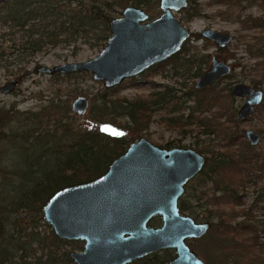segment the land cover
I'll return each instance as SVG.
<instances>
[{"label":"trees","instance_id":"obj_1","mask_svg":"<svg viewBox=\"0 0 264 264\" xmlns=\"http://www.w3.org/2000/svg\"><path fill=\"white\" fill-rule=\"evenodd\" d=\"M151 1L153 0H9L8 18L4 20V23L10 22L12 27H17V30L23 33L20 45L29 55H33L48 42L71 44V42L75 43L78 38H84L93 47L101 48L110 34L108 22L114 17L118 8L126 5L149 7ZM241 1L211 0L213 3L231 5L239 4ZM184 12L188 18H193L200 14L201 9L195 0H190ZM181 54L182 51L173 57L175 62L172 64L178 63L177 59L182 58ZM178 68H175L174 73ZM34 70L36 71V68ZM27 75L28 72L22 70L17 77L18 81L20 82ZM88 75L89 73L83 71L55 76L69 82L72 79H78V76L88 77ZM139 83L135 82L134 85L138 86ZM118 89L117 86L103 87V93L99 92V95L94 97L95 100L102 102L101 110H98L97 121L88 129L72 126L73 113L70 114L71 110L67 101H51L36 112L20 113L13 107L8 110L0 109V127L7 128L12 122L20 123L19 128L23 132L21 136L15 135L8 127V132L12 131L9 133V140L23 147V155L22 160L15 159L16 163L13 165L18 187L10 189V185L6 184L0 190V236L7 234L6 228L10 223L8 218L15 210L19 214H22L24 210H29L34 217L39 218L43 204L55 191L64 186L90 181L102 175L111 161L123 153L130 142L142 136L141 132L148 127L152 114L164 109V105L170 102V99L162 100L163 93L158 94L157 101L152 100L153 98L141 101V103L125 99L115 100L110 95L116 93ZM60 92L61 89L58 88L57 94ZM192 100L194 105L178 107L189 109L187 120L190 121L183 124H194L196 128H201L200 123H202L205 125L202 128L207 127L211 133H221L225 136L222 141L228 151L227 156L218 154L219 158L215 160L214 166L210 169L208 167L209 171L203 169L201 174L219 173L220 178H224L226 176L224 169L229 168L234 177L233 182H228L229 185L218 187L217 190L223 195L226 192L231 193L233 203L240 205L239 193L243 192L247 184L261 177L264 179V162H259L257 153L243 156L234 152L235 148H238L235 145H242L244 142L243 131L236 123L233 125L234 130L230 131L232 130L230 124L228 126L219 121L221 117H226L228 120L234 117L233 105L228 94L224 97L217 93H212L211 96L208 94L193 95ZM262 106L264 107V104ZM203 113H209V116ZM104 115L106 117H103ZM119 116L129 119L127 124L131 121L133 123L131 122L132 124L127 128L121 127L119 126L120 121H115V118ZM180 120L182 121L181 115L179 118H163L164 123L168 122L171 125L174 123L176 128L182 126ZM102 125L122 130L117 135H109L102 129ZM186 130L192 131V129ZM257 170L260 171L259 175H257ZM211 178L214 179V176ZM211 178L205 182H209ZM179 208L185 211L188 205L180 202ZM205 213L207 217L212 218V211L206 210ZM218 215L221 217L216 227L218 246L223 251L225 250L224 252L229 246L236 247L239 251L242 250L240 257L235 256L234 252L226 253V256L230 259L243 257L242 264H264L262 246L257 245L254 228L250 224L239 222L231 226L237 216L247 215L246 210H233L231 207L229 210H220ZM34 230V228L26 227L25 230H16L13 235L7 234L9 238L7 237L3 243L9 247L10 254L2 250L1 246L0 264H74L69 257V251L62 250V245L70 243L69 241L59 239L52 230L41 236ZM154 257L155 255H149L138 260L137 263H165L163 260H153ZM6 258L10 259L11 263H7ZM13 258H16L18 262L13 261V263L11 261ZM229 263L225 259L223 264ZM235 264L239 263L235 262Z\"/></svg>","mask_w":264,"mask_h":264},{"label":"water","instance_id":"obj_2","mask_svg":"<svg viewBox=\"0 0 264 264\" xmlns=\"http://www.w3.org/2000/svg\"><path fill=\"white\" fill-rule=\"evenodd\" d=\"M187 6L188 0H158L160 14L150 19L143 7L126 5L109 20L110 35L96 56L52 67L39 65L36 70L48 75L86 71L104 88L116 87L181 49L190 30L175 13ZM202 36L221 46L231 38L214 29H204ZM229 71V64L214 63L195 86L210 84ZM15 85L16 80H10L0 86V92L8 94ZM233 92L248 95L238 110L239 118L262 101V91L244 83L234 85ZM88 105V99L80 95L70 107L82 116ZM245 136L251 145L260 140V134L251 129ZM204 163L205 157L193 148L160 147L140 137L99 177L55 191L42 206V218L59 239L83 242L80 251L69 253L75 264H132L165 249H173L175 255L164 264H205L187 240L203 237L211 223L197 222L182 213L178 204L185 185ZM152 218H158L160 225H150Z\"/></svg>","mask_w":264,"mask_h":264},{"label":"rangeland","instance_id":"obj_3","mask_svg":"<svg viewBox=\"0 0 264 264\" xmlns=\"http://www.w3.org/2000/svg\"><path fill=\"white\" fill-rule=\"evenodd\" d=\"M8 3L9 0H6L3 4H0V54L3 52L5 55L0 59V85L5 81L17 78L22 70L27 71L28 75L16 85L12 92L8 94L0 93V109L8 110L13 107L14 110L20 113L36 112L42 107L47 106L51 101H67L70 107L72 99L81 95L88 99L89 105L84 115L77 116L73 114L72 126L84 129L90 128L97 121L98 110H101L102 102L98 99L95 100L94 97L98 96L99 92L103 93L102 83L94 81L90 74L88 77L78 76L76 80L71 78L72 80L68 82L63 78L58 79L59 77L57 76L38 73L34 69L39 65L52 67L63 62L87 60L96 56L103 47H93L84 38H78L75 43L71 42V44L64 42L52 44L48 42L40 50L34 52L33 55H29L20 45L23 33L17 30V27H12L10 22H2V18L3 21L8 18ZM195 3L201 9L199 16L188 18L185 12H177L175 16L192 33H200L203 29H214L230 33L232 39L223 53V58L225 60L228 59L229 62L234 64L232 78L249 86L258 84V87L260 88L261 86L264 92V56L260 51V48L264 46V0H242L239 4L234 5L216 4L211 2V0H195ZM148 6L143 8L150 17L160 14L158 0L151 1ZM122 8H118V11L115 12V17L121 14ZM24 28L26 29V27ZM188 41L191 45L199 47L207 46L205 51L210 52L214 49L213 46L207 45L203 40L189 36L185 42ZM225 53L230 55L225 56ZM164 71L163 69V74L155 73L151 75L147 70L134 78L126 79L117 86L119 89L116 93L111 94L110 97L115 100L125 99L141 103V101L153 98L150 94L152 91L163 93L165 86L171 88L170 93H167V100L170 99V102L168 101V104L164 105V109L152 114L148 127L141 132V137H145L151 143L160 147H188L202 153L215 150L216 153H213L214 155H208L210 158V169L214 166L215 160L219 158L217 157L218 154L227 156L228 151L225 149L224 142L222 141L225 136L221 133H215L217 136L208 138L201 135L197 140L195 136L196 126L194 124H182L183 127L176 128L174 127V123L173 125L168 122L164 123L163 118H168V116L179 118L180 115H183L181 116V122L190 121L189 119L187 120L189 109H180L178 107L182 106L184 99L180 97H183V93L192 85L189 79L182 76L174 77L171 76V73L164 74ZM145 80L155 83L156 86H151L149 82H144ZM135 82L140 83L138 86H135ZM225 84L226 82L222 81L219 85L223 86ZM58 88L61 89L59 94H57ZM72 90H74L73 93L69 95ZM241 102L242 100L240 99L233 100V107L237 109ZM262 104H264V101ZM262 104L258 106L259 112L255 110L247 121L240 123L238 126L244 132L251 129L259 133V142L256 145H249L246 139H244L243 132L244 142L242 145H235L238 148H235L234 151L236 154L243 156H248L249 153H257L259 162H264V107ZM96 111L98 112L95 113ZM72 113L71 111L70 114ZM203 114L209 116V113ZM106 115L103 117H106ZM128 120L122 116L115 118V121H120L121 124L119 126L124 128L129 127L133 123L131 121L132 123L128 122L127 124ZM101 121H104V119H101ZM19 124L12 122L8 127L15 135L21 136L23 132L19 128ZM102 126V129L109 135H117L122 130L107 125ZM8 127H0L2 135L0 138V190L6 184L10 185V189L18 187L16 185L18 180L14 175L13 165L16 163L15 159L21 161L23 155V147L19 143H12L9 140V133H12V131L8 132ZM230 128H232L230 131L234 130V126H230ZM186 129H192V131L190 132ZM29 161L32 162L31 160ZM204 170L209 171L208 168ZM216 171L221 172L220 170ZM224 173L226 174L224 178H220L221 175L219 173L212 174L214 176L213 179L211 178L213 177L211 174L202 175L200 172V174H197L185 185V191L178 200V204L183 202L185 205H188L185 211H181L185 215L191 216L197 222L204 220L212 224L203 237L187 240L190 249L205 264H223L225 259L227 262H230L229 264H235V262L242 264L241 261L243 262V257L230 259L229 256H226L229 252H234L235 256H239L241 255V249L239 251L236 247L232 248L229 246L227 251L224 252L225 250L223 251L220 246H215L213 241L214 228L218 226L221 217L216 215L214 219H210V217L206 216V213L204 214L206 210L218 214L220 210H229L231 207H233V210L245 209L247 215L237 216L234 224L232 223L231 226H234L237 222L250 224L256 232L257 245L261 244V252L264 255V179L261 177L255 179L253 183H248L243 192L239 193L241 204L236 205L233 203L231 193L226 192L223 195L217 190L218 187L226 185L228 182H233L232 171L229 168H225ZM259 173L260 171L257 170V175ZM208 178H211L210 180L212 181L208 180L209 182H205ZM239 190L242 191V189ZM9 218L10 223L6 228L7 234L13 235L16 230H25L26 227L34 228V231L40 234V236L51 230L50 226L43 220L42 212H40L38 218L34 217L29 210H24L22 214L17 213L15 210ZM149 224L159 226L160 220L152 218ZM7 234L5 233L4 236H0V247L2 246V250H6V253L9 255V247H6L5 243H3L7 240V237L9 238ZM82 245V241H71L70 243L63 244L62 250L79 251L82 249ZM150 255H155L153 260L157 259L167 262L174 257L175 253L173 249H165ZM7 258L6 262L11 263L10 259ZM11 261L18 262L16 258L11 259ZM137 262H133L132 264H138Z\"/></svg>","mask_w":264,"mask_h":264},{"label":"flooded vegetation","instance_id":"obj_4","mask_svg":"<svg viewBox=\"0 0 264 264\" xmlns=\"http://www.w3.org/2000/svg\"><path fill=\"white\" fill-rule=\"evenodd\" d=\"M6 1V0H5ZM4 1V2H5ZM3 2V3H4ZM3 3H0V4H3ZM189 3H190V0H188V6H189ZM216 4H223V3H220V2H215ZM226 5V4H224ZM185 9H181L179 10V12H184ZM178 12V13H179ZM200 15V14H199ZM198 15V16H199ZM158 16V15H157ZM156 17V16H155ZM154 17H150V19H152ZM2 22L4 23L3 21V18H2ZM204 30V29H203ZM202 30V31H203ZM202 31L200 33H192L190 31V37H193L195 39H199V40H203L207 45H211L213 46V51H205L206 47L207 46H196V45H191L188 42H184V44L182 45L181 49L175 54L177 55L180 51H182V54H181V59H177L178 63L176 64H172V62H175V60H173L174 56L175 55H172L171 57H169L168 59H166L165 61H162V62H159V63H155L153 64L151 67H149L148 69L144 70L143 72L145 71H149V73L151 75L155 74V73H158V74H163V69L165 70L164 71V74L165 73H171V76H182V77H185L187 79H189L190 83L192 84L191 86H189L188 90L186 92L183 93V97H180V98H184L183 99V102H182V105L183 107L185 106H192L194 105V101L192 100V97L193 95H203V94H208L209 96L212 95V93H217L221 96H226L228 94V96L230 97L231 99V103L233 105V100H236V99H240L242 100V102L240 103V105L237 107V109H234V117L232 119H226V117H221L220 118V122L222 123H226L228 126L230 124V126H233L235 123L237 126H239L240 123H244L245 121L248 120V118L254 113L255 110L258 111V106L261 105L263 103V97H264V92L263 90L261 89V86L260 88L258 87L259 85L258 84H255L254 86H249L248 84H246L247 86L255 89V90H261L262 91V101L258 104V105H255L253 104L252 106V112L247 115L245 118H239L237 115H238V110L240 109V107L246 102V100L248 99V95L247 94H244L243 96H240L238 94H235L233 92V88H234V85L238 84V83H243V82H240L239 80H235L232 78L233 76V70H234V64H232L231 62L227 60H225L223 58V53L226 51V48L229 44V42L231 41L232 39V36L230 33H227L231 36L230 40H228L223 46H221L220 44H218L217 42L213 41V40H210V39H207L205 38L204 36H202ZM222 32V31H220ZM204 47V48H203ZM263 48H260V51H261V54L264 56V53H263ZM230 54L228 53H225V56H229ZM2 56H5L4 53L2 52L0 54V59L2 58ZM176 61V62H177ZM182 62V63H181ZM217 62H222V63H225V64H229L230 66V71L229 73H226L224 75H221V76H218L217 78H215L213 80L212 83L210 84H207L205 86H201V87H196L195 86V83L196 81L205 73V72H208L210 71L213 66H214V63H217ZM38 67V66H37ZM36 67V69H37ZM171 67V68H170ZM179 67V68H178ZM175 68H178L176 69V73L175 72ZM184 68L186 70H184ZM156 70V71H155ZM162 70V72H161ZM171 70V71H170ZM37 71V70H36ZM141 72V73H143ZM140 73V74H141ZM148 73V75H149ZM198 73L196 76H194V74ZM56 74L58 73H55L53 75H49V76H55ZM71 74V73H70ZM60 76H65V75H69V74H58ZM139 75V74H138ZM136 75V76H138ZM264 75V74H263ZM136 76H133L131 78H134ZM191 78V80H190ZM195 78V79H194ZM194 79V80H193ZM229 79V80H228ZM13 80V79H12ZM14 80H16V85H18L19 81L17 78H15ZM222 81H225L226 84L223 85V86H220L219 84L222 82ZM8 81H5L3 84L7 83ZM144 82H149V84L153 87L156 86L155 83L151 82V81H144ZM15 85V87H16ZM1 86V85H0ZM14 87V89H15ZM13 89V90H14ZM12 90V91H13ZM170 90H172L171 88H169L168 86H165L164 89H163V98L162 100H166L167 99V93H170ZM1 93V92H0ZM200 93V94H199ZM3 94V93H2ZM151 96L153 97L152 100H155L157 101V96L158 94H160L159 92H155V91H152L151 93ZM73 100V99H72ZM183 116V115H181ZM200 116H202V114H200ZM169 119V116L168 118ZM181 122V121H180ZM185 122H181V124H183ZM201 125V128H196L195 129V136L197 137V140L199 138V136H206L208 138L212 137V136H217L215 135V133H211L210 130L207 129V127H204L202 128V126H205L203 125L202 123H200ZM242 130V129H241ZM210 131V132H209ZM243 131V130H242ZM246 131V130H245ZM244 132V131H243ZM244 139H246V141L248 142L249 145L250 142L248 141V139L246 138L245 136V132H244ZM246 141H245V144H246ZM167 148H171V147H167ZM197 151V150H196ZM199 152V151H198ZM201 153L204 157H205V163L203 164V167L201 169L200 172H202L203 169H207L210 165V158L208 157L209 154H212L214 155L213 153H216L215 150H211V151H205V153L203 154L202 152H199ZM221 156V155H220ZM200 172L198 174H200ZM233 185V183H231ZM226 185H229V183H227ZM212 218L214 219V217L218 214L216 213H212ZM211 219V218H210ZM204 221V220H203ZM212 226V224H210ZM210 226V228H211ZM215 231H214V243H215V246H218L217 244V236H218V230L217 228L215 227L214 228ZM71 242V241H69ZM219 247V246H218ZM80 251V250H79ZM138 261V260H137ZM136 262V261H135Z\"/></svg>","mask_w":264,"mask_h":264}]
</instances>
